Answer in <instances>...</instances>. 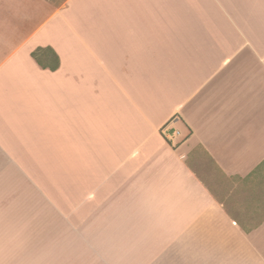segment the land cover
<instances>
[{"label":"crops","instance_id":"obj_1","mask_svg":"<svg viewBox=\"0 0 264 264\" xmlns=\"http://www.w3.org/2000/svg\"><path fill=\"white\" fill-rule=\"evenodd\" d=\"M0 264H264V0H0Z\"/></svg>","mask_w":264,"mask_h":264},{"label":"rangeland","instance_id":"obj_2","mask_svg":"<svg viewBox=\"0 0 264 264\" xmlns=\"http://www.w3.org/2000/svg\"><path fill=\"white\" fill-rule=\"evenodd\" d=\"M63 2H65V0H31V9H32V16L35 13V11L37 9H40L41 13H46V15H48L54 8L59 7L61 4H63ZM33 28V26H32ZM193 158L194 159H199L203 165L201 164V166H203V169L200 171V169L198 168L197 171L199 172V174H201L202 176H208V174H212V175H216L218 177V179L220 180V182H233L235 180H230L227 179L225 177H223L222 175H220V173L214 168V166L212 165V163L208 160V158L202 153L197 151L194 156H191L188 159V162H193Z\"/></svg>","mask_w":264,"mask_h":264},{"label":"trees","instance_id":"obj_3","mask_svg":"<svg viewBox=\"0 0 264 264\" xmlns=\"http://www.w3.org/2000/svg\"><path fill=\"white\" fill-rule=\"evenodd\" d=\"M31 56L42 68L56 70L59 66L58 56L51 49L38 48L31 53Z\"/></svg>","mask_w":264,"mask_h":264},{"label":"built area","instance_id":"obj_4","mask_svg":"<svg viewBox=\"0 0 264 264\" xmlns=\"http://www.w3.org/2000/svg\"><path fill=\"white\" fill-rule=\"evenodd\" d=\"M178 120L177 117L172 118L169 123H167L166 125H164L161 129H160V133L162 135V137L164 138V140L170 144V145H177L178 143H180V141H177L179 139L180 136V132L179 130L171 127L172 123H175Z\"/></svg>","mask_w":264,"mask_h":264}]
</instances>
